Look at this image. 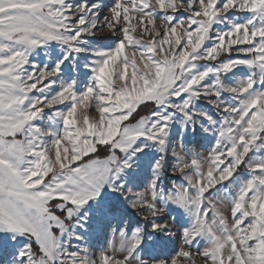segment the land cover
Instances as JSON below:
<instances>
[{"label":"snow or ice","instance_id":"6c2138e0","mask_svg":"<svg viewBox=\"0 0 264 264\" xmlns=\"http://www.w3.org/2000/svg\"><path fill=\"white\" fill-rule=\"evenodd\" d=\"M40 52L51 64L32 63ZM188 133L214 142L196 151ZM146 150L158 158L136 191ZM169 156L179 181L165 190ZM121 197L150 231L116 223ZM169 204L188 218L174 255L176 216L157 220ZM194 255L264 264V0H0V264Z\"/></svg>","mask_w":264,"mask_h":264},{"label":"rangeland","instance_id":"374dc122","mask_svg":"<svg viewBox=\"0 0 264 264\" xmlns=\"http://www.w3.org/2000/svg\"><path fill=\"white\" fill-rule=\"evenodd\" d=\"M112 3V0H103V4L106 6H110ZM106 11V8H105ZM107 14V13H105ZM135 23V21H133ZM157 24H159V20L157 21ZM102 36H107L108 33L105 32L103 34H100ZM137 36L140 35L139 32L136 33ZM149 37L145 36L144 39L147 40ZM106 37H91L89 38V44L95 45L96 47H100L103 45V42L106 40ZM115 39L114 37L112 38ZM51 52L57 55L62 56L63 53L60 51L59 46L53 45L51 48ZM32 63L43 67L45 63L51 64L50 60H46L43 57V53L40 52L39 54H33L32 57H30ZM77 60L79 61L80 67H81V74H82V86L83 82H86L88 79L89 74H84L85 70L83 69V64L86 62L84 56L77 57ZM71 65L69 64V68ZM131 71V69H129ZM67 75V73H65ZM197 107L207 108V105L204 104H198ZM89 115L92 117H95L94 110H89ZM215 116V114L213 113ZM218 119V117H216ZM178 129L174 126L173 128V135L177 133ZM214 142L213 136H208L206 134L201 135H193L192 133H188L186 137V143L190 148L195 149L196 151H203L205 148L210 147L212 143ZM155 158H158V153L155 151L148 152L146 150V154L142 156L139 160L138 167L136 169L138 173V182L136 184L129 185L130 187H133L136 191L142 190L144 187V184L147 182L148 179L151 177V169L149 167V160H153ZM171 156L168 157V163L167 168L168 172L162 177L161 187H163L165 190L169 189L174 181L178 182L179 178L176 176H173L171 174ZM114 206L119 209V212L117 213V219L116 223H119L121 219L127 218V221L129 223V227L134 226H142L146 232L150 231V223L147 221H142L141 217L136 214V212L128 207L127 203L123 200V198H118L114 202ZM90 216V223L87 225V228L89 229V233L86 235L87 242L95 249L101 246L105 240L104 235L101 234L99 231L100 224L97 221L96 216L93 213L89 214ZM173 216H176V220L173 221L174 230H177V236L176 237H165V249L164 251L169 255H174L175 252L179 248L180 241L178 239L179 236V229L183 227H187L188 224V218L183 212H177V210L172 205L166 206V211L163 216H160L157 218L158 222H167L168 220H171ZM107 231V225H105V232ZM162 235V234H160ZM159 238V237H158ZM195 252V250H193ZM196 261V264H203V260L200 257H197L194 255L193 257Z\"/></svg>","mask_w":264,"mask_h":264}]
</instances>
